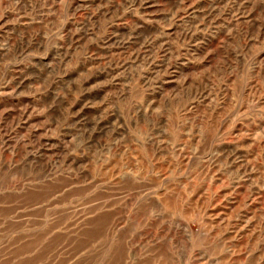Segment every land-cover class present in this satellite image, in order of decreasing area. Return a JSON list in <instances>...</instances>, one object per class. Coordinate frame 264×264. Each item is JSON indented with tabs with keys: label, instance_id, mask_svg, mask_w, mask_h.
<instances>
[{
	"label": "rangeland",
	"instance_id": "rangeland-1",
	"mask_svg": "<svg viewBox=\"0 0 264 264\" xmlns=\"http://www.w3.org/2000/svg\"><path fill=\"white\" fill-rule=\"evenodd\" d=\"M0 264H264V0H0Z\"/></svg>",
	"mask_w": 264,
	"mask_h": 264
}]
</instances>
